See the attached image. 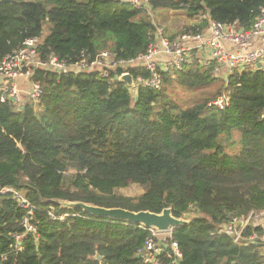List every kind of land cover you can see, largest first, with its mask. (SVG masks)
<instances>
[{
  "label": "trees",
  "instance_id": "1",
  "mask_svg": "<svg viewBox=\"0 0 264 264\" xmlns=\"http://www.w3.org/2000/svg\"><path fill=\"white\" fill-rule=\"evenodd\" d=\"M151 6L186 10L198 20L189 32L206 29L205 15L249 31L264 0H151ZM155 30L147 12L119 0H0V59L29 38L40 40L43 59L76 63L102 50L128 59L147 52ZM214 69L194 55L181 70L163 73L160 90L139 86L135 96L113 76L37 70L32 79L43 86L37 104L0 101V187L23 192L33 209L29 215L12 194H0V264H146L137 251L150 229L46 203L52 199L136 212L171 208L175 217L186 216L190 223L167 238L182 257H169L167 248L160 264H264L255 244L218 233L232 216L264 210V69L232 73L224 109L209 101L225 83L217 97L187 107L167 93L173 84L211 86L219 78ZM132 184L143 187L140 196L117 192ZM50 211L70 216L54 220ZM26 217L35 233H26ZM256 230L262 231L250 226L246 235ZM24 233L17 249L14 235Z\"/></svg>",
  "mask_w": 264,
  "mask_h": 264
},
{
  "label": "built area",
  "instance_id": "2",
  "mask_svg": "<svg viewBox=\"0 0 264 264\" xmlns=\"http://www.w3.org/2000/svg\"><path fill=\"white\" fill-rule=\"evenodd\" d=\"M119 1L130 3L135 8L147 12L154 23L151 0ZM204 18H208L205 30L197 33L184 31L173 37L166 35L164 29L155 26L154 39L147 52L128 59L118 58L116 53L109 50L100 51L94 59L83 56L76 63L61 60L55 55L43 59L40 52V40L29 38L19 49L0 59V101L9 102L20 108L27 101L37 104L43 95L42 84L32 79L37 70L57 73H96L104 78L113 76L115 80L119 81L123 75L132 74L134 87L126 83L123 84L131 89L134 96L139 86L158 91L163 86L164 72L172 69L181 70L192 61L194 55H197L203 66L215 63L214 72L224 79L225 89L222 94L209 101L210 106L224 109L230 103L229 76L235 71L240 72L247 67L264 69V8L249 31L241 29L237 24L226 25L216 22L208 15H205ZM228 46H234L237 49H229ZM135 70L138 71L136 75H134ZM144 73L147 75L145 76ZM23 78L29 80V86L24 89L19 86L18 82ZM7 193L12 194L20 207L28 210L29 215L33 214L30 201L25 194L12 187H0V194ZM49 215L54 220L62 221L70 216L68 213L58 215L53 211H50ZM23 225L26 233L36 232L35 226L30 224V217L24 219ZM250 226L259 227L262 231L256 230L250 235H246ZM150 230L152 235L137 251V256L144 263L160 264L161 255L167 248L171 250L168 254L169 257H173L175 260L182 257L176 241L169 243L167 239L158 238V235L165 233L156 229ZM26 233L14 235L17 249L23 245ZM168 233L171 234V232ZM218 233L231 237L235 244H255L259 248L258 245L264 243V210L253 211L246 217L232 216L228 222L219 227Z\"/></svg>",
  "mask_w": 264,
  "mask_h": 264
},
{
  "label": "rangeland",
  "instance_id": "3",
  "mask_svg": "<svg viewBox=\"0 0 264 264\" xmlns=\"http://www.w3.org/2000/svg\"><path fill=\"white\" fill-rule=\"evenodd\" d=\"M153 18L155 26L164 29V33L169 37L181 34L186 31L189 26L198 21L197 19L190 18L184 9H163L153 11ZM48 33L49 29L46 25L43 35L46 36ZM223 89L224 79L219 76L215 83L203 90H187L178 84H173L168 87L167 93L180 106L187 107L206 97L215 98L223 91ZM143 191V187L138 184H132L126 188H120L117 190L118 193L129 197H138ZM169 236V233H165L158 235V238L167 239ZM259 248L260 252L264 253V248Z\"/></svg>",
  "mask_w": 264,
  "mask_h": 264
},
{
  "label": "water",
  "instance_id": "4",
  "mask_svg": "<svg viewBox=\"0 0 264 264\" xmlns=\"http://www.w3.org/2000/svg\"><path fill=\"white\" fill-rule=\"evenodd\" d=\"M120 82L134 87V79L132 74L123 75L120 78ZM46 203L59 204L61 208H80L85 214L96 218L130 223L144 229H156L161 233L171 232L174 227L187 225L190 223V219L184 217H175L172 214L171 208H165L161 213H156L148 210L136 212L121 207L107 208L83 201L52 199ZM258 246L264 247V243L259 244ZM96 258L98 260L102 259L99 254L96 255Z\"/></svg>",
  "mask_w": 264,
  "mask_h": 264
},
{
  "label": "crops",
  "instance_id": "5",
  "mask_svg": "<svg viewBox=\"0 0 264 264\" xmlns=\"http://www.w3.org/2000/svg\"><path fill=\"white\" fill-rule=\"evenodd\" d=\"M229 49H237V47H234V46H228ZM19 86L21 88H27V86H29V80L23 78V79H19Z\"/></svg>",
  "mask_w": 264,
  "mask_h": 264
}]
</instances>
